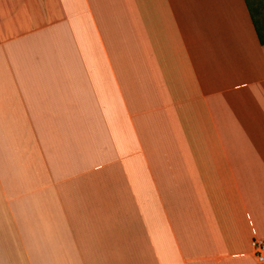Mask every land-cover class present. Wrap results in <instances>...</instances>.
Returning a JSON list of instances; mask_svg holds the SVG:
<instances>
[{
    "label": "crops",
    "instance_id": "obj_1",
    "mask_svg": "<svg viewBox=\"0 0 264 264\" xmlns=\"http://www.w3.org/2000/svg\"><path fill=\"white\" fill-rule=\"evenodd\" d=\"M253 240L247 0H0V264H264Z\"/></svg>",
    "mask_w": 264,
    "mask_h": 264
},
{
    "label": "trees",
    "instance_id": "obj_2",
    "mask_svg": "<svg viewBox=\"0 0 264 264\" xmlns=\"http://www.w3.org/2000/svg\"><path fill=\"white\" fill-rule=\"evenodd\" d=\"M253 23L257 30L261 44H264V0H258L257 4L247 0Z\"/></svg>",
    "mask_w": 264,
    "mask_h": 264
},
{
    "label": "built area",
    "instance_id": "obj_3",
    "mask_svg": "<svg viewBox=\"0 0 264 264\" xmlns=\"http://www.w3.org/2000/svg\"><path fill=\"white\" fill-rule=\"evenodd\" d=\"M252 247L255 250V256L259 263H264V242L260 240H253Z\"/></svg>",
    "mask_w": 264,
    "mask_h": 264
}]
</instances>
